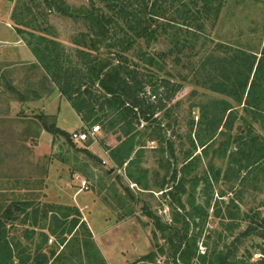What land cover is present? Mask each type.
<instances>
[{
	"label": "rangeland",
	"instance_id": "obj_1",
	"mask_svg": "<svg viewBox=\"0 0 264 264\" xmlns=\"http://www.w3.org/2000/svg\"><path fill=\"white\" fill-rule=\"evenodd\" d=\"M28 1L0 0V52L21 49L14 43L12 30L15 32V21L11 16L15 11L21 12ZM90 1L50 0L54 6L51 11L42 0L29 6L34 8L37 4L42 8L44 18L39 22L46 21L42 24L47 27L43 32L46 38L59 40L66 49L73 50L80 34L87 32L84 14L90 8ZM95 3L103 6L99 0ZM221 6L214 25L205 28L211 38L208 45L228 44L254 54L258 59L264 49V0H224ZM55 7L68 10L71 16L58 12ZM19 28L25 29L23 26ZM30 28L26 29L30 31ZM22 43L25 46L23 40ZM162 46L153 43L149 50ZM24 48L21 52H25ZM100 53L106 56L113 52L100 48ZM209 53L193 52L192 60L198 62ZM182 63L185 65L175 67L170 58L165 62L166 70L188 78L186 82L179 81L178 77L172 78L178 80L181 87L169 105L172 108L169 118L163 117V111H159L157 117L154 115L165 129L161 130L154 119L135 122L129 136L134 142L133 149L122 165L118 160L122 150L117 152L116 148L127 138L118 129L106 132L99 127L94 139L90 137L84 142L71 141L59 132L54 134L46 129L45 126L53 125L71 134L91 124L77 117L37 61L30 69L12 65L3 68L4 76L0 75V215L16 201L76 206L105 264H144L143 257L151 252L157 254L154 264H166L165 256L158 255L157 251L163 240L155 235L156 227L147 212L156 214L164 224L172 223L177 216L174 225L180 231L185 227L188 236L196 239L192 246L196 248V254L226 246L236 255L233 264H264L263 260L260 262L264 258V238L246 236L234 245L230 243L233 235L246 226V214L252 216L260 212L264 216L263 173L258 176L259 183L255 179L249 180L239 190L238 180L230 175V171L224 175L227 163L223 157H215L210 150L205 163H212L214 171L221 168L219 181L215 182L211 176V187L203 181L194 185L190 178L196 174L202 176L205 168L193 161L194 168L188 171V179L174 195H168L176 190L170 186L186 171L181 169L185 152L196 154L201 149L195 150L188 138L191 124H196L200 116L199 106L211 98H224L203 87L199 76L193 74L196 65L188 72L193 64L191 60L183 59ZM256 85L260 93L252 95L251 102L260 95L263 101L261 113L244 110L243 105L227 100L234 106V127L241 124L239 129H242L248 121L253 132L264 139V69L259 71ZM191 131L194 136V128ZM171 136L176 144V158L169 163L170 155L164 140ZM174 169L178 170L176 180L169 178ZM138 177L141 182H136ZM191 212L196 214L194 219L184 217ZM23 217L19 216L13 226H7L10 239L21 236ZM29 219L27 225L31 222ZM82 236L86 234L81 232ZM52 240L50 238L49 242ZM209 261L202 263L193 258L191 264H208ZM90 262L97 264L99 260Z\"/></svg>",
	"mask_w": 264,
	"mask_h": 264
},
{
	"label": "trees",
	"instance_id": "obj_2",
	"mask_svg": "<svg viewBox=\"0 0 264 264\" xmlns=\"http://www.w3.org/2000/svg\"><path fill=\"white\" fill-rule=\"evenodd\" d=\"M35 1L29 0L21 12L15 11L11 16L15 21V33L25 42L38 65L82 122H88L90 126L99 122L103 131L118 129L127 138L116 148L117 152L122 150L118 155L120 165L129 158L133 149L134 142L129 136L135 122H151L159 111H163V117L169 118L172 112L169 105L181 87L179 81L188 79L166 70V60L170 58L175 67L180 64L182 67L185 65L183 59H189L193 64H190L188 72L196 65L193 74L199 76L203 87L224 98H211L199 106L200 116L196 124H191L188 138L195 150L201 149L196 154L185 152L181 169L186 171L183 176H178L177 181L178 170H173L169 178L176 181L170 188L176 190L168 195H174L182 187V182L188 179V171L194 168L191 165L193 161L205 168L202 176L196 174L190 178L194 185L203 181L211 187V176L215 182L219 181L221 168L214 171L212 163H205L210 150L215 157H223L227 163L224 175L230 171V175L238 180L239 190L249 180L255 179L259 183V174H264V139L253 132V127L246 120H242L248 123L244 127L242 125V129H239L241 124L234 127V106L227 99L243 105L244 110L262 112L260 95L252 102L251 96L260 93L256 84L259 71L264 69V49L262 57L260 55L257 59L254 54L228 44L208 45L211 38L205 28L214 25L224 0H99L103 6H97L95 0H91L90 8L84 14L87 32L80 34L73 50L66 49L59 40L46 38L43 32L47 27L42 26L46 21L39 22L44 18L40 11L42 8L37 4L34 8L29 6ZM42 1L50 11L54 8L50 0ZM55 10L71 16L63 8L55 7ZM27 27L31 30L28 31ZM153 43L163 46L151 51L149 47ZM100 48L113 53L102 56ZM193 52L210 53L197 62L192 60ZM229 52L235 53L231 55ZM176 77L179 81L172 79ZM155 122L161 130L165 129L161 120L157 118ZM45 127L72 141L70 133L53 125ZM193 128L194 136L191 134ZM164 142L170 155L168 161L172 163L176 158L175 140L171 136ZM135 179L141 182V178ZM220 193L222 197L223 193ZM38 202L16 201L0 215V264H91L92 260L105 264L78 207ZM22 215L20 224L24 226L23 232L20 237L10 239L7 226H13ZM147 215L156 227L155 235L163 240L157 251L158 255L165 256L166 264H191L193 258L202 263L210 260L208 264L234 263L236 255L226 246L196 254V248L192 247L196 239L188 236L185 227L180 231L174 225L177 216L172 223L164 224L156 214L147 212ZM194 215L191 212L184 217L194 219ZM244 217L247 224L233 235L232 245L246 236L264 238V216L257 212ZM28 218L31 221L29 225L26 224ZM81 232L86 236L80 237ZM50 238H53L51 242ZM156 255L151 252L144 256L143 263L154 264ZM262 260L264 258L260 262Z\"/></svg>",
	"mask_w": 264,
	"mask_h": 264
},
{
	"label": "crops",
	"instance_id": "obj_3",
	"mask_svg": "<svg viewBox=\"0 0 264 264\" xmlns=\"http://www.w3.org/2000/svg\"><path fill=\"white\" fill-rule=\"evenodd\" d=\"M12 31L15 37L14 43L21 49L18 48V50H13V52H0V75L2 74V76H4V73L2 72L3 68H7L10 65L23 68L27 66V69H30L31 67L33 68V66L36 64V59L32 52H30V49L26 44L24 46V43H22V39L20 37H16V33L14 32V30ZM23 47H25V52H21L23 51Z\"/></svg>",
	"mask_w": 264,
	"mask_h": 264
},
{
	"label": "built area",
	"instance_id": "obj_4",
	"mask_svg": "<svg viewBox=\"0 0 264 264\" xmlns=\"http://www.w3.org/2000/svg\"><path fill=\"white\" fill-rule=\"evenodd\" d=\"M98 130L99 126L93 125L83 130L73 131L71 133V139L77 142H84L90 137L94 139V136L98 133Z\"/></svg>",
	"mask_w": 264,
	"mask_h": 264
}]
</instances>
